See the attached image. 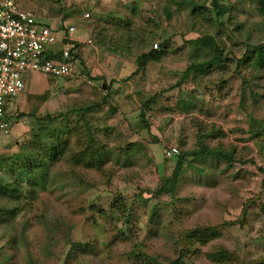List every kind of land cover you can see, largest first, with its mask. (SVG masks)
Instances as JSON below:
<instances>
[{
	"label": "rangeland",
	"instance_id": "rangeland-1",
	"mask_svg": "<svg viewBox=\"0 0 264 264\" xmlns=\"http://www.w3.org/2000/svg\"><path fill=\"white\" fill-rule=\"evenodd\" d=\"M17 1L32 8L27 0ZM29 1L37 13L47 7L40 4L44 0ZM48 1L54 4L47 7L51 11L60 6L59 0ZM125 1L126 8L118 4L112 12L119 21H111L107 42L127 33L126 27L118 29L128 23L134 35L147 40L145 51L158 46V64L144 76L102 81L92 74L97 58L78 52L71 78L31 77L9 109L11 130L0 134L1 186L15 182L2 164L16 154L44 160L33 137L38 121L55 118L53 128L65 130L68 122L77 129L70 132V145L49 163L44 186L23 183L17 198L0 194V264H148L144 255L171 264L181 254L188 264H264V176L258 170L264 169V132L255 136L264 131V70L255 69L252 60L239 63L264 46L257 0H218L226 9L213 23L190 14L193 5L210 10L212 0ZM74 11L83 15L81 7ZM99 15L93 13L87 26ZM204 35L216 38L223 64L181 79L192 63L209 58L189 44ZM132 52L120 57L134 60L140 54L136 48ZM155 96L144 110L145 129L142 106ZM106 98L85 119L72 115ZM47 132L39 135L49 144ZM77 135L83 143L91 136L108 153L100 170L72 161L80 149ZM201 145L232 155V162L188 158L174 194L155 196L174 168L166 148L181 154ZM116 203L126 206L125 215L113 212ZM197 228L215 238L195 242L193 253L183 252L184 234ZM219 250L227 261L211 258Z\"/></svg>",
	"mask_w": 264,
	"mask_h": 264
},
{
	"label": "trees",
	"instance_id": "trees-1",
	"mask_svg": "<svg viewBox=\"0 0 264 264\" xmlns=\"http://www.w3.org/2000/svg\"><path fill=\"white\" fill-rule=\"evenodd\" d=\"M209 6L211 9H207L205 5L203 6H196L193 5L191 7L190 14L192 16H195L196 18H200L201 20L205 21L206 23H213L216 20H219L221 15L224 13L225 9L224 6L220 5L218 0H212L209 3ZM257 7L258 12L264 17V0H257ZM167 18H170L169 13H165ZM128 25V23H127ZM126 28H128L126 26ZM128 32L124 35H121L119 39L117 38L116 41H112V43L109 45L110 47L114 48L115 51L121 50V55H132L133 48H136L140 51V54L135 59L136 63V71L135 74H137L140 71H143L147 64L151 62H158L160 61L162 57V52H159L157 50H147L145 51L144 48L146 47L147 40H144L142 38H134L132 36L133 32L128 28ZM132 32V33H131ZM101 35L99 34L98 37ZM133 37V38H132ZM104 42V40H102ZM168 44V40H163L160 42L161 48H165ZM192 47H194V51L198 54L201 51H204L205 54L209 55V58L203 62L200 63H192L186 71H184L181 74V79H186L192 72H196L199 70H207L210 67L214 65H221L223 64V52L219 46V44L216 41V38L211 35H204L200 38L191 40L189 42ZM158 47V46H157ZM245 56V57H244ZM243 59L239 62L240 64H248L249 61H253V65L255 69L258 70H264V46L259 45L254 48L253 52L248 56L244 55ZM156 96L149 99L147 102L144 103L142 106V111L140 114L141 117V123L146 128H148V124L144 121V110L147 109L150 105L154 103ZM107 98L104 99L100 103H95L91 106H84L79 109H74L72 111V115H74L77 120L85 119L86 114L94 112L96 108H101L104 102L106 103ZM112 112H116L113 110ZM55 118H51L50 120H40L37 122V126L39 128L38 131H48V143L42 142V137L39 135L38 131L33 132V137L37 147L41 148V151L43 152L42 156L44 157L43 161H37L33 160V157H24L23 152L18 153L15 155V159L12 161H6L2 165H4V169L9 170L11 173L15 174L16 179L15 182L5 183L2 186L0 185V194L2 196H9L10 198H17L19 197L20 193L22 192V185L25 184H34V183H40L42 186H44V176L45 173L48 171L49 163L56 162V158L61 153L60 151H64L71 143V139L69 138L70 132H73L75 130V126L73 128L70 127L68 122H64L65 130L61 129H55ZM77 129V128H76ZM264 131H258L256 133V137L261 136ZM74 133V132H73ZM75 134V133H74ZM88 141L86 143L80 142L79 135L76 136L77 144L79 145V154L78 156L76 154H73V162L75 165H83L91 169L100 170L103 165L106 162V157L108 156V153L103 151V147L99 146V143L96 142L95 139L91 138V136H87ZM83 145L85 147L83 148ZM24 157V158H23ZM199 158V157H206V158H213V159H222L226 160L228 162H232V155L220 150V149H213L209 148L205 145H201L200 149L197 151H185L181 154H178L174 157V168L172 173L169 177L162 178L159 187L154 191V195L157 197H160L164 194H174L175 189L181 179V177L184 174V169L186 167V162L188 158ZM43 159V158H41ZM8 162H11L9 164ZM248 163L254 164L253 161H248ZM2 168V167H1ZM258 170L263 174L264 176V169L258 168ZM263 187H264V179H263ZM113 212H119L120 214H126L127 208L125 205H120L117 203L113 204ZM208 230L204 229H194L187 231L184 234L183 238V252H191L193 253L195 250L193 249V244L195 242H207L213 240L215 238L214 236L207 235ZM225 251L219 250V252L212 254L211 258L215 259L216 261L222 262L227 261V258L225 257ZM148 264H159L157 260L153 257L145 256L143 257ZM184 254H181V256L173 261L171 264H188L184 262Z\"/></svg>",
	"mask_w": 264,
	"mask_h": 264
},
{
	"label": "built area",
	"instance_id": "built-area-1",
	"mask_svg": "<svg viewBox=\"0 0 264 264\" xmlns=\"http://www.w3.org/2000/svg\"><path fill=\"white\" fill-rule=\"evenodd\" d=\"M85 13L83 18L89 19ZM75 32L69 27L67 32H56L40 24L37 16L22 9L17 0H0V134H8L10 123L5 114L8 103L18 97L25 88V76L29 73L71 78L74 74V58L77 49L68 42L67 34ZM66 42L60 59L56 58L54 47ZM158 50L157 45L153 47ZM178 150L169 146L165 158L177 156Z\"/></svg>",
	"mask_w": 264,
	"mask_h": 264
},
{
	"label": "crops",
	"instance_id": "crops-1",
	"mask_svg": "<svg viewBox=\"0 0 264 264\" xmlns=\"http://www.w3.org/2000/svg\"><path fill=\"white\" fill-rule=\"evenodd\" d=\"M27 1L32 6V8L25 9V8L21 7V3H19L18 1L17 2H18V5L22 9L34 13L37 16V20L40 24H42L46 27H49L58 33H60V32L66 33L67 29L71 26L75 28L74 33L67 34V37L69 38L68 42L74 43L75 48L77 49L78 52H80V54H83V52L84 53H91L92 52V56H95L97 58V60L93 61L94 63L91 62L92 69L94 71L92 74L99 76V78L102 81L108 80V81H114L117 83V82H120L124 78L130 79L133 77L136 78L138 76H144L145 73H148V70H150V68L153 64L159 63V61L158 62H151V63L147 64L146 68L143 71H140L137 74H135V71L137 69L135 59L131 60V59H127V58L126 59L121 58L120 56H122L121 55L122 51L121 50L115 51L114 48L109 46L110 44L107 42V40H108L107 33H108V31H111L110 23L113 20L114 21H116V19L118 20V18H114V16H113L114 13H112V12H115L118 9V6H117L118 4H122L121 6L126 8V6L128 4L126 3L125 0H59L60 2L58 4L60 6L54 7L52 9V11H51V9H47V7L50 6L49 8H52L51 5L54 6L53 2L48 1V0H44V2H42V3L40 2V4L47 6V7L45 8V10L42 9L41 11H38L39 13H37V11H36L35 4L31 3L29 0H27ZM56 1H58V0H56ZM56 6H58V5H56ZM75 7L83 8V12H82L83 15L85 13H88L89 16L92 17L93 13H96V14L98 13V14H101V15H99V17H101V18H99V21H97L94 25L87 26L86 23L89 20L88 19L85 20L83 18V15L79 16L74 11ZM127 16L129 17V15H127ZM117 17H119V16H117ZM120 26H119L118 32H119V30L121 31V29H123V27L125 28L127 25L124 22V26H122V27H120ZM127 30H128V28H127ZM142 30H143L144 34L147 33V31L145 29H142ZM99 34L101 35L100 40L98 39V41H97L96 37ZM132 36L134 38H137V39L141 38L140 34L138 32H136L135 35L133 32ZM92 37H94V39ZM102 40H104V42ZM66 42L67 41L62 42L61 44L58 43L54 47L53 50L56 53V56H57L56 58L60 59L61 52L66 47ZM78 52H76V54ZM113 53L114 54L117 53L118 55L117 56L113 55ZM74 55L75 54L72 55L73 58H74ZM132 55H133V52H132ZM73 70H74V66H73ZM28 75L29 74H27L25 76V80H24L25 86L27 84V81H29V78H31V77L33 78L34 76L41 75V74L33 73V74H30L29 76ZM31 75H33V76H31ZM42 76H44V78L49 77L51 79L59 78V77H51V76H46V75H42ZM37 79H40V77L39 78L37 77ZM24 90H25V88H24ZM103 90L108 91V88H105ZM18 97L11 100L7 105L5 118L10 123L9 132L11 130V122H10L9 117H8L9 116L8 112H9L11 105L13 104V102L16 101V99Z\"/></svg>",
	"mask_w": 264,
	"mask_h": 264
}]
</instances>
